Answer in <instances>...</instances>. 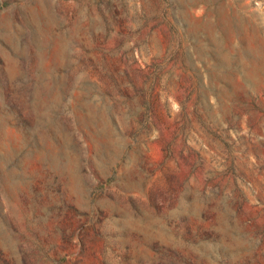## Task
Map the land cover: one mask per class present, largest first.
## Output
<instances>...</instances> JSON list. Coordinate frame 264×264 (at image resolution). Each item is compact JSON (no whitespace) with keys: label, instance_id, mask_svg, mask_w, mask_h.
<instances>
[{"label":"rangeland","instance_id":"374dc122","mask_svg":"<svg viewBox=\"0 0 264 264\" xmlns=\"http://www.w3.org/2000/svg\"><path fill=\"white\" fill-rule=\"evenodd\" d=\"M0 264H264V0H0Z\"/></svg>","mask_w":264,"mask_h":264}]
</instances>
